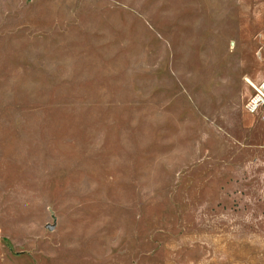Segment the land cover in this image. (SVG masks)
Instances as JSON below:
<instances>
[{
  "label": "rangeland",
  "instance_id": "obj_1",
  "mask_svg": "<svg viewBox=\"0 0 264 264\" xmlns=\"http://www.w3.org/2000/svg\"><path fill=\"white\" fill-rule=\"evenodd\" d=\"M264 0H0V264H264Z\"/></svg>",
  "mask_w": 264,
  "mask_h": 264
},
{
  "label": "built area",
  "instance_id": "obj_2",
  "mask_svg": "<svg viewBox=\"0 0 264 264\" xmlns=\"http://www.w3.org/2000/svg\"><path fill=\"white\" fill-rule=\"evenodd\" d=\"M244 111L248 114H255L257 111H264V78L252 84V92L243 105Z\"/></svg>",
  "mask_w": 264,
  "mask_h": 264
},
{
  "label": "crops",
  "instance_id": "obj_3",
  "mask_svg": "<svg viewBox=\"0 0 264 264\" xmlns=\"http://www.w3.org/2000/svg\"><path fill=\"white\" fill-rule=\"evenodd\" d=\"M264 77H261L258 81L262 80Z\"/></svg>",
  "mask_w": 264,
  "mask_h": 264
}]
</instances>
